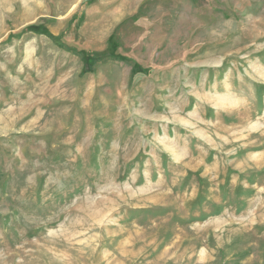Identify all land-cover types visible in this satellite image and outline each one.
I'll use <instances>...</instances> for the list:
<instances>
[{
    "label": "rangeland",
    "instance_id": "obj_1",
    "mask_svg": "<svg viewBox=\"0 0 264 264\" xmlns=\"http://www.w3.org/2000/svg\"><path fill=\"white\" fill-rule=\"evenodd\" d=\"M0 264H264V0H0Z\"/></svg>",
    "mask_w": 264,
    "mask_h": 264
}]
</instances>
